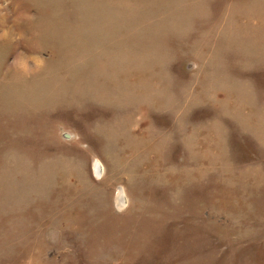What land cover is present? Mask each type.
<instances>
[{
    "label": "rangeland",
    "instance_id": "1",
    "mask_svg": "<svg viewBox=\"0 0 264 264\" xmlns=\"http://www.w3.org/2000/svg\"><path fill=\"white\" fill-rule=\"evenodd\" d=\"M0 264H264V0H0Z\"/></svg>",
    "mask_w": 264,
    "mask_h": 264
}]
</instances>
